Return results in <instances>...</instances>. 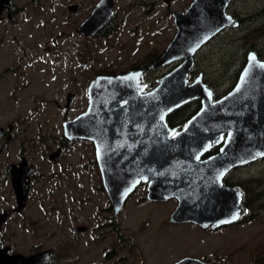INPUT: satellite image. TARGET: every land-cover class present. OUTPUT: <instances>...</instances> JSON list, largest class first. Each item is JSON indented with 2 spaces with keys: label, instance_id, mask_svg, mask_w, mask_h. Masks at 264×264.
<instances>
[{
  "label": "rangeland",
  "instance_id": "374dc122",
  "mask_svg": "<svg viewBox=\"0 0 264 264\" xmlns=\"http://www.w3.org/2000/svg\"><path fill=\"white\" fill-rule=\"evenodd\" d=\"M15 1L21 7L16 21L0 20V126L13 124L19 138L1 154L0 167L18 160L22 139L30 146L41 133L48 147L38 143L42 157L40 152L28 155L38 165L37 173L47 177L35 180L23 210L11 212L4 223L5 243L23 254L52 248L53 264H173L185 256L248 264L255 256L264 257L260 217L216 229L174 223L169 218L177 200H148L143 184L115 215L101 176L91 166L90 144H76L58 160H49L65 118L86 108L90 81L101 72L119 73L142 57L162 54L176 32L171 10L184 11L193 0H172L170 7L164 0H144L146 5L119 0L122 21L116 33L95 40L83 38L75 28L96 0ZM74 3H82L81 12L68 10ZM228 11L243 20L242 26L226 28L198 54V67L220 96L234 82L248 45L255 44L264 57V0H233ZM69 92L74 99L67 108ZM263 172L264 162L249 164L233 169L227 180L255 192L250 180ZM15 206L10 185L0 181V212ZM114 216L120 233L137 245L131 251L121 246L112 228ZM80 226L85 230L77 232Z\"/></svg>",
  "mask_w": 264,
  "mask_h": 264
},
{
  "label": "water",
  "instance_id": "95a60500",
  "mask_svg": "<svg viewBox=\"0 0 264 264\" xmlns=\"http://www.w3.org/2000/svg\"><path fill=\"white\" fill-rule=\"evenodd\" d=\"M232 1L193 0L184 11L172 10L176 32L151 68L181 62L149 91L141 82L143 70L95 76L88 85L86 109L63 122L65 137L94 144L115 215L142 184L148 200H177L169 218L174 223L216 229L246 214L240 189L225 185L224 178L232 169L264 157V61L250 52L235 85L215 100L202 73L189 77L197 51L225 28L239 26L228 11ZM114 3L100 0L78 33L100 29L114 14ZM5 6L10 9L9 0H0V13ZM195 99H200L199 111L181 129L171 127L167 116ZM72 100L70 93L67 106ZM2 133L0 128V137ZM215 146L218 151L202 159ZM31 171L29 166L11 172L17 202L13 211L21 212L26 205ZM7 218V211L0 212V230ZM10 251L0 240V264H43L54 254L52 248L30 254ZM173 264L213 263L185 256Z\"/></svg>",
  "mask_w": 264,
  "mask_h": 264
},
{
  "label": "flooded vegetation",
  "instance_id": "af4514ba",
  "mask_svg": "<svg viewBox=\"0 0 264 264\" xmlns=\"http://www.w3.org/2000/svg\"><path fill=\"white\" fill-rule=\"evenodd\" d=\"M37 1H39V0H37ZM99 1L100 0H96L91 5V7L89 8L90 10L86 13V15L84 16L83 20L75 28V31L77 33H78V31H77L78 27L90 16V14L93 11L95 5ZM118 1L119 0H115V3H114V10H115L114 14L110 17V19L100 29L96 30L94 33H92L90 35H86L84 33H78V34L82 35L83 38H90L92 40H95V39H98V38H101V37L102 38H107V37L112 36L114 33H116V31L118 29V24L120 23V21H122V19L121 20L118 19V16H117L118 9H116V3ZM164 2L170 7V3H167L165 0H164ZM142 3L144 5H146L144 0H142ZM9 6H10V9H8V7H6V6L3 7V9H2V11L0 13V20L13 21V23H14L16 21V17L21 12V7L17 6L15 0H9ZM71 6H75V10H71V8H70ZM151 7H154V3L153 2H151ZM67 8H68V10L70 12L73 13V12H81L83 6H82V3H74V4L68 5ZM171 12H172V10H171ZM258 13H260V11ZM236 18H237V16H236ZM237 19L239 20V27H241L243 20L241 18H237ZM224 30H222V31H224ZM221 32H219L218 34H220ZM218 34H216L211 40L215 39L218 36ZM206 44L197 51L196 56H195L194 66L191 69V71L189 72V77L190 78H194L198 74L202 73L203 77H204V81L210 87V85L207 82L208 77L206 76L205 70H203L201 67H198L199 66V64H198L199 63L198 62V54H199V52H201L203 50V48L206 46ZM254 45H252L251 49H249V50H247L245 52L246 54L242 58L243 59L242 60V64H243L242 65V69L244 68V66H245V64L247 62V56H248V54L250 52H254L256 54V56L260 60L264 61V57L261 56V53L259 52V50ZM160 55H161V53H159L157 55H154L152 57H149V58L142 57L141 59L135 61L134 64H132L129 69L120 71L119 73L127 72V71H130V70H143L144 73H143V75L141 77V82L147 84L146 91H149V90H151L152 88H154L156 86L157 80L160 77H162L165 73L170 71L179 62H181V60H177L176 62H174V63H172V64H170V65H168L166 67L162 66V67H158V68H151L153 63L159 58ZM242 69H241V71H242ZM99 74H117V73H99ZM99 74H97V75H99ZM87 89H88V87H87ZM70 93L71 92H69L67 94V97H68V95ZM71 94L73 95V99H74V94L73 93H71ZM219 97L220 96H215L214 95V100L219 98ZM87 98H88V95H87ZM71 102H70V104H71ZM87 104H88V102H87ZM69 105L67 106V104H65V106L67 108L69 107ZM200 107H201L200 99H195V100H192V101L182 105L181 107H179L178 109L174 110L173 112H171L167 116V120L169 118H172L173 120L176 121V124H174L173 126H171L169 124V122H168V124L171 127H177V129H181L182 127L185 126L187 121L199 111ZM68 119L69 118H65V120H68ZM0 128H3V133H2V136L0 137V141L2 140V143H1V146H0V157H1V154L3 153L4 150H6L8 148L10 142H12L13 140H17L19 138V133H18V128H15V126L13 124H11V123L8 124L7 127L0 126ZM56 140H57V142L55 143V145H57V150L54 151V152H52V149L49 150V154L48 155H49V160L50 161L58 160L66 151L73 150L74 149L73 147L76 144L88 143V144H90L93 147V150H94V155H93V160L91 161V166L94 167L97 170L98 174L101 176V171H100L98 162L96 160L95 148H94V144L92 143V141L87 140V139H81V138L69 139V138L65 137L64 134H63V123H62L61 135H59L58 138H56ZM24 143H25V140L22 139V142H21V145H20V148H19L20 153H19L18 158H16L18 160L14 161V162H12V161L11 162H3L2 163V167H0V181H6V184L10 185L11 189L13 190L14 196H15V193H14V188H13V185H12V173H11L14 169L15 170H23L24 167H26V168H28L29 166L32 167V171H31V173L28 176V183L26 185V187L29 188L30 193H31V191L33 189V183L35 182V180L38 179V177H40V178L47 177L46 173H43V172L37 173L38 165L34 161H32L31 158L28 155V153H31V152H34V153L40 152V155L42 157V155H43L42 154V150H40L39 147H38V143H40V144L43 143L41 133H40V135H39V137L37 139H32V141H30V146H27ZM33 144H34V146H32ZM42 145L44 146V148L48 147V145L46 143H43ZM215 148H216V151L211 153V151L213 149H215ZM218 149H219V146H215L214 148L210 149L202 157V159L210 156L211 154L216 153L218 151ZM56 152L58 153V155L56 157H52L53 154L56 153ZM48 155H47V158H48ZM260 162H264V157H261V158L255 160V161H253V162H251L249 164H258ZM22 163H24V166L21 165ZM88 163L89 162L83 163L81 166L85 167L86 165H88ZM249 164H246V165H249ZM246 165H243V166H246ZM243 166H240V167H243ZM237 168H239V167H237ZM234 169H236V168H234ZM228 174L225 176V178H227ZM101 181H102V177H101ZM250 181L252 183H255V185H253V189H256L255 192L250 191L247 187H245L240 182L236 183V182H233V181H229V183H230L229 186H236L237 188L240 189V191L242 193V205L246 209V214L244 216H242L237 222H235L236 224L237 223L240 224V223H243L245 221L248 222V219L254 218V217H260V218H262L260 220L264 221V172H263L262 176L254 178V179H251ZM250 181H248V183H250ZM224 184H225V182H224ZM143 185H145V187H146V184H143ZM225 185H227V184H225ZM30 193H29V195H30ZM29 195L27 196V199H28ZM250 195H252V197H253L252 202H250V199H249ZM15 201H16V196H15ZM247 204H248V206H247ZM16 206H17V202H16ZM14 208H12V209H3L1 212L7 211L8 212V218H9L10 215H11V212H16V211H13ZM17 213H19V212H17ZM113 219L116 220L115 216H114ZM110 222H111V220H110ZM235 223H233V224H235ZM2 228H3V226H2ZM1 231H2V229L0 230V240L2 241V247H3V246H6L7 244L5 243V240L2 237ZM13 252H15V251L11 248L10 253H13ZM196 258H198V257H196ZM199 259H201V260H203L205 262H208V263H213V264H233V263H228V262L209 261L207 259H202V258H199ZM248 264H264V257L255 256V257H253L250 260V262Z\"/></svg>",
  "mask_w": 264,
  "mask_h": 264
},
{
  "label": "trees",
  "instance_id": "16d2710c",
  "mask_svg": "<svg viewBox=\"0 0 264 264\" xmlns=\"http://www.w3.org/2000/svg\"><path fill=\"white\" fill-rule=\"evenodd\" d=\"M245 45H247V44H245ZM246 48L249 50V49L252 48V45H248ZM246 51H247V50H246ZM246 51H245V52H246ZM245 54H246V53H244L243 56H245ZM242 58H243V57H242ZM242 60H243V59H242ZM242 60L240 61L241 64H239L238 69H237V71H236V78H235L234 82H233L232 84H230V86H231L230 88H232V87L235 85L236 81H237V78H238V76H239V73H240V71H241V69H242V65H243V64H242ZM101 73H111V72H107V71H105V72H101ZM207 82H208V80H207ZM208 84H209L210 87L213 89V93H214V95H215V96H220V94H218L216 88H215L211 83L208 82ZM230 88H229L226 92H228V91L230 90ZM226 92H225V93H226ZM167 121L169 122V124H170L171 126H173L174 124H176V121L173 120L172 118H169ZM215 151H216V148L213 149V150L211 151V153H213V152H215ZM224 182H225V184H227V185L230 184L229 181L227 180V178L224 179ZM250 202H252L251 199H250ZM250 202H249V203H250ZM247 206H248V204H247ZM110 223H112V228L115 229V230L117 231V236H118V239H119V241H120L122 247L129 248L130 251H131L132 249H134V247H137V245L135 244V241L133 240V238H131V237H124L123 234L120 233L119 223H117L116 220L112 219V221H111ZM114 251H115V249L108 251V252H107V257H110ZM55 259H56V257H55L54 254H53L52 258H51L48 262H45V263H43V264H53V262H54Z\"/></svg>",
  "mask_w": 264,
  "mask_h": 264
}]
</instances>
